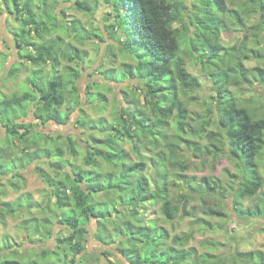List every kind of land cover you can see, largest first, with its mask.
<instances>
[{
    "label": "trees",
    "instance_id": "obj_1",
    "mask_svg": "<svg viewBox=\"0 0 264 264\" xmlns=\"http://www.w3.org/2000/svg\"><path fill=\"white\" fill-rule=\"evenodd\" d=\"M50 1L51 6L49 0H11V13L20 25L17 32H12L18 55L36 68L32 74L39 78L45 75L43 68L51 63L53 72L45 78L47 84L33 82L31 91L0 97V123L2 119L8 121V124L2 123L5 137L1 138L0 145V174L11 175L8 186L20 188L26 185V180L19 175L21 169L35 164L37 171V166L50 164L56 176L42 169H38V176L48 185V194L56 200L58 208L69 210L58 221L70 227L68 236L56 235L49 218L22 222L26 230L37 235L41 225H48L42 236H52L56 242L52 251L44 246L33 264H49L53 251L64 253L63 264H222L220 257L208 252L197 254L189 247L195 238L193 229L171 235L167 228L156 221L147 222L144 216L149 202L160 205L161 216L169 224L184 216L195 217L199 211L201 216L195 223L206 232L212 224L205 217H224L223 207L226 206L220 205L219 200L222 201L225 194L219 180L203 177L200 179L202 191L192 193L190 189L178 199L171 196L173 173L185 181H196L186 174L194 165L185 163V149H189L197 159L207 157L218 162L227 158L233 162L237 172L226 171L233 183L230 190L237 195L234 211L251 223L264 220V178L258 169V157L264 152V110L262 114L254 113L239 104L228 90L230 86L253 84L249 78L251 72L264 87V0H245L237 8H229L226 0H103L111 8L107 13V18L113 20L107 25L111 39L121 45L122 55H128L136 63L114 67L105 73V78L120 83L127 78L134 81V89L124 91L125 95L122 93L125 103H132L134 110L120 106L110 121L81 120L85 128L93 132L83 149L84 163L89 169L73 165L77 153L72 144L78 145L77 140H65L58 135L53 138L52 134L38 129L52 122L63 125L66 116L62 108L68 102L70 107L80 106L77 87L64 72L55 73L58 65L64 60L85 62L87 54L80 47L95 44L97 40L99 46L106 38L100 29L91 27L89 31L88 26L78 20L73 21L68 32L66 30L74 37L73 42L61 35L52 37L64 30L58 22L55 6L58 1L71 3L72 0ZM75 4L84 14L94 13L98 5L84 0H77ZM234 28L240 33L238 41L224 46L222 33ZM109 48H114L113 44ZM187 60L200 64L211 81V102L199 104L209 106L203 114L189 108L192 101L200 99L197 93L203 87L199 78L188 71ZM250 61L258 65L247 68L246 63ZM16 66L11 69V78L18 76L22 68ZM67 67L75 79L81 77L78 70ZM91 87L99 89L101 86L90 83L88 93ZM68 91L73 95L70 100ZM98 95L99 100H106L102 94ZM18 108L20 116L9 114L10 110ZM29 113L34 115L36 123L20 121ZM212 124L217 126L218 132L206 135ZM97 133H103L106 138H95ZM200 139L207 144L203 146ZM124 142L130 143L136 159L125 149ZM144 148L149 149L147 154ZM67 149L71 160L64 159ZM15 159L21 164L11 166ZM101 161L108 169L101 166ZM206 162L207 159L203 160V164ZM150 169L153 172L148 176ZM212 170L215 171V164ZM180 190L184 187L180 186ZM118 197L121 209L115 206L116 202L112 203ZM197 198L199 205L190 209L191 202ZM245 199H255V204L244 207L241 201ZM28 200H0L1 224L5 226L3 217L6 215L14 216L25 206L31 209L33 205ZM44 202L50 204V201ZM46 208L51 210L50 205ZM93 220L97 224L96 242L107 247L99 251L100 255L89 251L87 246V224ZM111 221L113 224L108 228L107 222ZM31 233L28 240L32 244L41 243L40 238L33 241ZM109 233L115 235L110 236L112 240ZM30 254L32 250L25 255ZM0 255L4 256L0 264H15L17 252L13 246L4 250L0 244ZM234 260L236 264H264V252L238 253Z\"/></svg>",
    "mask_w": 264,
    "mask_h": 264
},
{
    "label": "rangeland",
    "instance_id": "obj_2",
    "mask_svg": "<svg viewBox=\"0 0 264 264\" xmlns=\"http://www.w3.org/2000/svg\"><path fill=\"white\" fill-rule=\"evenodd\" d=\"M47 1V0H46ZM75 1L72 0L71 3H65L63 1H58L59 4L55 6L56 13L58 16V22L63 25L64 30L62 32H56L53 34L52 37L56 38L58 36H63L66 41L73 42V36L68 32V29L72 26L74 20L82 21L88 27L87 29L91 31V27L96 29H100L106 38L105 42H99V46L96 44H87L83 47V49L87 55H85V62L78 63H70L67 60L61 61L58 67L55 70V73L60 74L64 72V75L68 77V80H71L73 86H76L78 89V95L80 98V106L77 107H70L69 102L62 108L64 115L66 116V121L63 125H58L54 122L50 123L47 127L42 126L39 127L45 134H52L53 138H57L56 135L61 136L65 140H72L78 141L79 144L72 147H75L74 150L76 151V156H72L74 159L73 165L77 167H82L83 169H89L90 167L86 166L84 163V152L83 149L86 146V140H91V133L90 130H87L83 122V119L89 120H99V119H106L110 121L112 117H114L117 109L120 106H127L129 110H134V105L131 103H125L124 91L129 90L132 88L133 82L128 78L125 79L124 83H120V81L111 80L107 81L105 78V73L108 70L115 68H119L121 65L127 64H136L132 58H129L128 55H122V51H120L121 45L111 39L108 31L107 25L112 23V19L107 18V13L111 11V8L103 2V0H84L88 4H94L97 2V9L92 14H84L77 9ZM245 0H226L227 5L229 8H237L239 5ZM48 4V2H47ZM52 2L49 0V6H51ZM11 0L3 1L0 0V97L2 96H9L12 94H23L26 91H31L33 82H38L42 85L47 84V78L53 72L51 63L43 68L42 77H38L37 74L32 72L36 69L30 63H28L23 58H20L18 55L17 43L15 42L13 31L17 32L20 28L18 22H16L15 17L11 13ZM48 6V7H49ZM50 9V7H49ZM21 32V31H20ZM240 33L235 30V28L230 32H224L221 35V42L224 46H232L236 43L237 38L239 37ZM36 39V37H35ZM113 44L114 48H109L110 45ZM79 47L78 44H76ZM264 48V45H263ZM23 63V66H21ZM264 66V62L262 63ZM14 65L16 67H22L18 76L11 78L10 72ZM258 63L256 61H250L246 63L247 68H253L257 66ZM67 66H72L76 70L81 73V77L79 79H75L73 73L71 74L66 68ZM187 68L188 71L199 78L203 90L197 93L200 99L192 101L189 104V108L192 112L196 113H204L208 109V104L202 106L203 103H210L211 98L210 95L212 92L209 89L210 80L208 79L209 76L205 73L204 69L200 64L192 60H187ZM47 75V76H46ZM39 78V79H37ZM249 78H251V82L253 84H241L240 86L234 87L230 86L228 90L232 93L234 97L237 98L239 104L245 105L249 107L251 111L254 113L262 114L264 110V87L259 85L256 80L255 75L251 72L249 73ZM98 83L101 87L99 89L91 87V91L88 93V87L91 83ZM139 85V83H137ZM41 85V84H40ZM141 85V81H140ZM128 86V87H127ZM143 86V85H141ZM72 88L69 87V91ZM68 91L67 97L69 100L73 97L72 94ZM102 94L104 96L105 101L99 100V95ZM139 94L138 92H136ZM116 95L118 96V102L116 101ZM125 95V94H124ZM142 101H144L142 97ZM127 102V101H126ZM126 104V105H125ZM199 104H202L199 106ZM13 110V111H12ZM9 111V114L12 116L15 113L18 116L21 115L19 108L12 109ZM115 118V117H114ZM2 123L8 124L7 119H2ZM20 121H30L36 123L34 115L29 113L27 117H23ZM2 123H0L2 125ZM0 125V145L2 143L1 138L5 137V129ZM207 134H210L211 131L218 132L217 126L214 124L210 125L207 128ZM102 135H97L95 138H106L103 133ZM206 137V136H205ZM36 138V137H35ZM187 138V137H186ZM195 138V137H191ZM45 139V138H42ZM201 144L205 146L207 141L200 139ZM123 146L125 149L130 152L133 159H136V156L130 150V143L124 142ZM52 147V146H51ZM186 157L185 163H194L192 167H190L189 171L186 173L189 177H195V180H188L186 181L182 178H179L177 175L173 173L171 177L172 181V192L171 196L178 199L182 194H187L191 189L192 193L195 191L198 193L203 190V186L200 183V179L203 177H209L213 181L219 180L221 186L223 187V192L225 196L223 197L222 201L219 200L220 205H224L223 207V218H210L205 217V220L212 224L209 231L206 232L205 230L200 228V224L195 223L197 222V217H200L201 214L199 211H196L195 217L194 216H184L180 219H177L174 224H169L166 222L160 213V205H150L148 203V207L145 212L144 219L149 222L150 220L156 221L159 226H163L169 230L171 235H180L188 232L189 230L193 229L195 232V238L190 243L189 247L194 248L197 254L203 253H210L216 257H220L223 260L222 264H236L234 258L238 255V253H246L250 251L261 250L264 252V220L250 222L243 219L242 215L237 211H234L235 208V201L237 200V195L233 194L230 190V186L233 185L232 179L229 177L230 175L227 173L230 172L234 174L237 172V168L235 167L233 162H230L227 158H222L218 162H214L209 160V158L204 159H197L194 156V152L189 149H185ZM144 154L149 152L148 148L143 149ZM65 160H71V154L68 152V149L65 153ZM207 159L208 162L203 164V160ZM183 160V159H182ZM259 161V172L264 178V152L258 157ZM55 163V161H53ZM17 164H21L18 159H15V162H11V166ZM9 164V165H10ZM215 164V171L212 170ZM101 166L103 168H107V164L104 161H101ZM76 168V167H75ZM38 169H42L43 171H47L52 176H56L54 170L50 167V164H41L37 166V171L35 164H32L26 169L20 170V176L26 180V185L21 186L19 189L20 191L16 190H6L2 189L0 186V199L6 200H15L18 197L22 200H31V204L33 205L31 209L28 207H24L22 210L17 212L16 215L10 216L6 215L3 217L5 226L0 222V244H3L4 250L7 246H13L15 252H17V259H14L15 264H33L32 261L37 257V255L45 249L48 251H52L55 249L56 242L53 241L52 236L51 238H44L43 233L47 231V226L41 225V232L39 234H35L31 230H26L23 227V221H29L31 219L42 220L45 218H49L51 220V229L55 230L56 235L58 233H62L61 236H68L71 234L70 227L66 225H60L59 220L61 219L64 214L68 213V209H60L56 204V200L53 197L49 196V187L47 184L43 182L38 176ZM108 169V168H107ZM106 170V169H105ZM227 170V171H226ZM104 171V170H103ZM153 172L152 169L149 170V175ZM3 174V173H2ZM3 176V175H2ZM0 174V185L2 184L4 187L6 186V175L2 177ZM151 182L153 181V177L150 178ZM17 180H15L16 182ZM240 180L235 182L238 184ZM19 184V182H18ZM180 186L184 187V190H180ZM224 189H227L224 191ZM218 193V192H217ZM262 193H264V187L262 189ZM194 195V194H193ZM196 195V194H195ZM112 196V195H110ZM51 198V200H50ZM111 198V197H110ZM256 199V198H255ZM254 200L245 199L241 201V204L244 207L253 206L255 204ZM28 200V201H29ZM50 201V204H45L44 201ZM115 203V206L118 208H123L122 204L120 205L119 202L120 198L118 197L117 200L113 199L112 203ZM199 199H195L191 202L190 209L192 207H197L199 205ZM46 205L51 206V210H47ZM189 210V208H188ZM3 215V214H2ZM116 216V215H115ZM236 216H240L237 218ZM115 218V217H114ZM114 220V219H113ZM0 221H1V211H0ZM107 227H111L113 224L111 222ZM87 246L88 250L96 253V255H100V250H105L107 247L100 245L96 242V237L94 236V232L97 230V224L95 220L87 224ZM35 226V224H33ZM114 228V227H113ZM203 228V227H202ZM205 228H207L205 226ZM50 229V230H51ZM26 231L27 236L31 233L33 234V241H36L38 238L41 243L32 244L30 240H28L27 236L24 234ZM104 232V229L102 233ZM110 236L114 238L115 235L109 233ZM32 236V235H31ZM112 240V239H111ZM114 240V239H113ZM47 241V242H46ZM2 249V248H1ZM13 249V248H12ZM3 250V249H2ZM32 250V254L26 256L27 251ZM26 251V252H25ZM3 255H8L4 253ZM53 257L49 258V264H60L62 261L65 260V255L61 251H53L51 254ZM89 257L91 255L87 254ZM95 255V256H96ZM0 255V259H1ZM27 257V258H26ZM4 258V256H2ZM97 259V258H96ZM47 260V259H46ZM87 260V259H86ZM92 259H90L91 261ZM88 261V260H87ZM88 263V262H87ZM47 264V262H44ZM63 264V263H62ZM71 264V263H70ZM80 264V263H77ZM237 264H242L238 262Z\"/></svg>",
    "mask_w": 264,
    "mask_h": 264
},
{
    "label": "crops",
    "instance_id": "obj_3",
    "mask_svg": "<svg viewBox=\"0 0 264 264\" xmlns=\"http://www.w3.org/2000/svg\"><path fill=\"white\" fill-rule=\"evenodd\" d=\"M0 125H1V124H0ZM1 126H2V125H1ZM2 175H3V176H2ZM1 176H2V177H5L6 175H5V174H1ZM6 177H7V178L5 179V180H7L6 183H5L6 186H5V187H2V186H1L2 184L0 185L2 189H6V190L9 189V190H11V191H12V190H16V191H20V190H21V189H19L18 187H15V186H12V187L10 186V187H9L7 183H8V181L11 179V177H10V176H9V177L6 176ZM17 199H20V198L18 197ZM17 199H15V200L0 199V200H1V201H6V202H9V201L13 202V201H16ZM24 201H26V200H24ZM24 234L27 236L26 231H25Z\"/></svg>",
    "mask_w": 264,
    "mask_h": 264
}]
</instances>
